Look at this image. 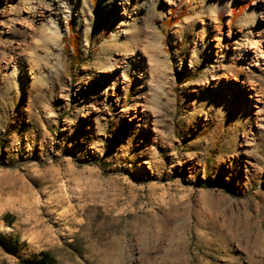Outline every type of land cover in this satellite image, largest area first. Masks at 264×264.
<instances>
[{
	"label": "rangeland",
	"instance_id": "374dc122",
	"mask_svg": "<svg viewBox=\"0 0 264 264\" xmlns=\"http://www.w3.org/2000/svg\"><path fill=\"white\" fill-rule=\"evenodd\" d=\"M202 1L0 0V264H264V0Z\"/></svg>",
	"mask_w": 264,
	"mask_h": 264
},
{
	"label": "bare ground",
	"instance_id": "6f19581e",
	"mask_svg": "<svg viewBox=\"0 0 264 264\" xmlns=\"http://www.w3.org/2000/svg\"><path fill=\"white\" fill-rule=\"evenodd\" d=\"M52 1H56V0H52ZM208 0H203L202 1V4H204V7H206L207 10H210L212 9L211 6L208 5L207 3ZM50 6V3H43L42 4V8H49ZM220 6L222 7V2L219 1V3L217 4V9L220 8ZM212 11H215L214 9H212ZM29 25V33H33L34 31H37L40 29V31L43 33L44 32V28H37L35 29L33 24H28ZM47 29V28H46ZM185 31V35L187 34V30H184ZM23 32V31H22ZM184 34V32H182ZM264 35V31L262 33V36ZM20 45V44H19ZM18 45V47H12V46H9V47H5L3 48L1 51H0V72L3 70L4 66L8 65L9 63H11L14 59L15 56H18L20 55V53H22V49L20 48V46ZM254 46V45H253ZM15 68H14V74L15 73ZM164 75V74H163ZM12 79H14V76L12 77ZM6 83H11V80H8V82Z\"/></svg>",
	"mask_w": 264,
	"mask_h": 264
},
{
	"label": "trees",
	"instance_id": "16d2710c",
	"mask_svg": "<svg viewBox=\"0 0 264 264\" xmlns=\"http://www.w3.org/2000/svg\"><path fill=\"white\" fill-rule=\"evenodd\" d=\"M8 217H9L8 214L3 216V218H8ZM0 248H2L5 252H11V251H15L16 250V246L13 245L9 241H5V239L1 235H0Z\"/></svg>",
	"mask_w": 264,
	"mask_h": 264
}]
</instances>
